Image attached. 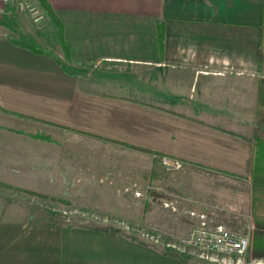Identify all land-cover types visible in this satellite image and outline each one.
Here are the masks:
<instances>
[{
	"label": "crops",
	"instance_id": "1",
	"mask_svg": "<svg viewBox=\"0 0 264 264\" xmlns=\"http://www.w3.org/2000/svg\"><path fill=\"white\" fill-rule=\"evenodd\" d=\"M47 1L61 41L47 17L33 23L10 11L42 53L12 44L16 33L0 25L6 30L0 34V181L17 185L19 172L32 176L34 135L20 139L18 130V120L29 116L177 158L182 168L217 181L249 183V130L221 124L242 128L253 118L264 0ZM67 155L58 168L64 185L78 181L68 174ZM0 264L188 263L109 227L34 221L8 202L0 209Z\"/></svg>",
	"mask_w": 264,
	"mask_h": 264
},
{
	"label": "rangeland",
	"instance_id": "2",
	"mask_svg": "<svg viewBox=\"0 0 264 264\" xmlns=\"http://www.w3.org/2000/svg\"><path fill=\"white\" fill-rule=\"evenodd\" d=\"M22 2L38 3L36 0H17L12 6L31 20L25 10L18 8ZM11 14L6 17L12 19ZM0 34H6V30L0 28ZM256 76H264V60L259 61ZM200 109L206 108H195L198 112ZM248 112L252 114L253 109ZM198 115L203 117V114ZM24 119L18 120L19 138L25 137V133L34 135V169L31 177L27 173L28 178L24 171L19 172L17 185L0 181V209L6 203L14 202L34 221L109 227L188 264H264V257L203 254L182 242L193 228L187 217L196 225L202 221L205 226L221 224L236 233L249 232V183L237 179L217 181L184 168L165 169L152 161L157 154H162L148 152V157L146 152L136 151L134 146L119 147L109 143L110 140L92 139L89 134L38 117ZM251 123H243L242 128L231 123L221 125L244 133ZM27 140L30 147L31 141ZM5 141L9 142L8 139ZM25 146L23 139L19 150ZM65 154L72 159V170L68 174L72 179L74 175L78 178L77 182L71 180L70 185H64L65 181L61 180L64 172L58 170ZM152 167L161 178L148 183L147 175ZM216 183L223 186L215 188ZM145 189L165 195L158 206L146 213L141 210L140 200L146 194ZM164 213L166 215H162Z\"/></svg>",
	"mask_w": 264,
	"mask_h": 264
},
{
	"label": "trees",
	"instance_id": "3",
	"mask_svg": "<svg viewBox=\"0 0 264 264\" xmlns=\"http://www.w3.org/2000/svg\"><path fill=\"white\" fill-rule=\"evenodd\" d=\"M39 7L43 10L45 16L50 19L58 30V38L61 41L62 31L61 25L58 22L56 16L53 13L51 6L47 0H36ZM0 25L10 28V30L15 31L16 36L9 39V41L19 47L25 48L33 53H42L43 49L33 40L26 38L23 34L18 31L17 25L15 24L13 18L8 19L6 16L0 18ZM156 38L158 44L161 46L163 39V24L159 23L156 26ZM264 60V53L261 51L259 53V61ZM69 74H76L77 71L70 68H63ZM249 132L246 139L250 141L252 145V156L250 162L249 175L247 177L250 189H249V215L251 221V230L249 231V246L246 254L253 258L264 257V76L257 78L256 80V99L254 106L253 119L251 121ZM133 147V146H130ZM136 151L146 152L142 148L134 147ZM156 155V154H155ZM157 156L152 158L155 163L158 162ZM155 166V165H154ZM148 183H152L154 180L161 178V174L158 173L155 167H152L147 175ZM146 194L143 198H140L142 203V208L145 213L156 207L161 203L162 198L165 197L164 194L156 192L152 189H145ZM162 215H166L165 213ZM189 219L188 223L192 224L193 228L200 226V223L194 222L193 219ZM186 218V220H187ZM129 225V224H128ZM215 225H210L207 227H214ZM94 227H100L94 225ZM192 228V229H193ZM231 230V229H230ZM232 231V230H231ZM235 231V230H234ZM128 235V234H126ZM133 239L131 236H127ZM155 248V246H152ZM156 249V248H155Z\"/></svg>",
	"mask_w": 264,
	"mask_h": 264
},
{
	"label": "built area",
	"instance_id": "4",
	"mask_svg": "<svg viewBox=\"0 0 264 264\" xmlns=\"http://www.w3.org/2000/svg\"><path fill=\"white\" fill-rule=\"evenodd\" d=\"M16 2L17 0H0V18L10 13ZM18 8L25 10L33 23H39L45 18L42 9L35 3L22 2L19 3ZM158 163L169 170L181 169L183 165L179 159L164 154L158 156ZM191 215L194 214L191 213ZM182 242L203 254L243 257L249 246V232L236 233L221 224L207 227L201 222V226L190 230Z\"/></svg>",
	"mask_w": 264,
	"mask_h": 264
}]
</instances>
